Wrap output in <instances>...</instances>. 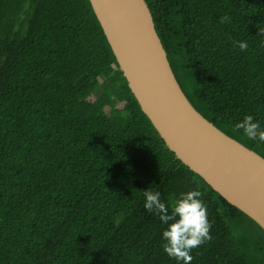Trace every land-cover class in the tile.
<instances>
[{"label": "trees", "instance_id": "obj_1", "mask_svg": "<svg viewBox=\"0 0 264 264\" xmlns=\"http://www.w3.org/2000/svg\"><path fill=\"white\" fill-rule=\"evenodd\" d=\"M145 1L192 106L264 158L235 129L264 127V0ZM148 189L204 193L212 240L191 264H264V229L167 147L90 1L0 0V264H177Z\"/></svg>", "mask_w": 264, "mask_h": 264}, {"label": "water", "instance_id": "obj_2", "mask_svg": "<svg viewBox=\"0 0 264 264\" xmlns=\"http://www.w3.org/2000/svg\"><path fill=\"white\" fill-rule=\"evenodd\" d=\"M141 110L167 147L264 229V158L219 130L189 102L145 0H89Z\"/></svg>", "mask_w": 264, "mask_h": 264}, {"label": "clouds", "instance_id": "obj_3", "mask_svg": "<svg viewBox=\"0 0 264 264\" xmlns=\"http://www.w3.org/2000/svg\"><path fill=\"white\" fill-rule=\"evenodd\" d=\"M227 15L220 18V23L229 22ZM264 29H259V33ZM233 46L241 51L249 48L247 41H232ZM236 130H241L244 136L253 141L264 142V127L253 115H245L235 124ZM199 189L181 193L171 203L161 199L159 191L144 190V208L154 213L167 227L162 232L163 251L177 264H191L193 249L212 240L210 234L212 224L208 219L207 206L201 197Z\"/></svg>", "mask_w": 264, "mask_h": 264}]
</instances>
